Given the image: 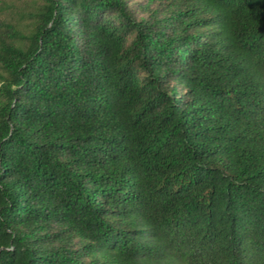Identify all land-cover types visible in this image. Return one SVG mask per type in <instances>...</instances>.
<instances>
[{
  "label": "trees",
  "instance_id": "1",
  "mask_svg": "<svg viewBox=\"0 0 264 264\" xmlns=\"http://www.w3.org/2000/svg\"><path fill=\"white\" fill-rule=\"evenodd\" d=\"M0 23V264H264V0H32Z\"/></svg>",
  "mask_w": 264,
  "mask_h": 264
},
{
  "label": "rangeland",
  "instance_id": "2",
  "mask_svg": "<svg viewBox=\"0 0 264 264\" xmlns=\"http://www.w3.org/2000/svg\"><path fill=\"white\" fill-rule=\"evenodd\" d=\"M34 6L32 0H0V23H12L26 31L31 22L30 10Z\"/></svg>",
  "mask_w": 264,
  "mask_h": 264
}]
</instances>
